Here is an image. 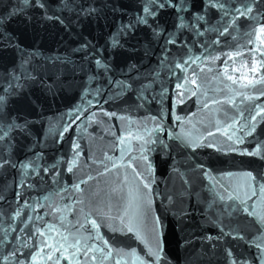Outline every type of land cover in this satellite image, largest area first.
I'll return each mask as SVG.
<instances>
[{
  "label": "water",
  "instance_id": "1",
  "mask_svg": "<svg viewBox=\"0 0 264 264\" xmlns=\"http://www.w3.org/2000/svg\"><path fill=\"white\" fill-rule=\"evenodd\" d=\"M48 2L52 6L49 14L55 11L57 15H60L68 25L67 29L56 20L43 18L40 9L29 8L26 15L31 17L30 20L26 19L25 14L22 13L13 17L3 28L4 32L14 38L12 45H19L20 50L15 46L4 47L0 43V87L6 86L5 81L9 78L10 70L20 74V62L34 52L39 53V55H32L27 65L28 70L37 77V80L22 79L24 89L18 97L9 99L6 108L7 112L18 117L19 122H23L25 118L31 121L30 135L14 132L16 139L10 153H0V155H10L13 161L19 163L33 157L35 153H43L42 166L56 165V168L50 170L48 174L43 171L40 175L29 172V175L23 179L33 187L22 189L17 187L22 179V170L11 167L0 169V195L4 197L0 201V213H2L0 241H3L0 244V259L8 256V264H12L13 259L23 260L25 264H28L31 254L36 251L31 249V245L46 237L34 236L28 242L29 247L22 248L23 255L13 258L10 253L19 247L16 242L18 235L34 233L35 227H41L47 232L45 222L56 224L59 231L61 217L66 218V225L69 226L70 231L74 232L75 229L71 228V224L76 220L86 223V214H90L91 218L102 225L100 232L104 239L108 240L114 254L117 250L123 249L127 252L135 250L141 256H145L148 245L153 240V227L156 226L155 219L158 217V227L163 241L162 259L159 264H229L226 254V249L229 248L235 256L251 259L256 250L249 248L243 241L225 237L222 241L209 242L203 238L207 235H220L219 226L215 223L218 218L222 221L225 231L238 229L248 239L259 235L258 230L261 226L257 224L255 218L239 209L247 207L249 211L257 215L264 214V198L259 188L257 187L256 194L252 195L243 175L246 172H252L258 180L264 178V159L260 156L241 155L239 151L229 150V146L249 152L254 151L258 145L264 144V123H259L251 136H244L246 129H243L237 131L232 140H228L227 137L233 134L234 128H226L224 125L238 113L230 105L211 103L214 99L222 100L226 92L217 90L223 85L212 80L213 73L206 70L199 73L197 84L204 85L203 90L207 92L208 107H203L205 98L198 99L197 96L176 104L173 92L176 77L170 76L171 67H163L160 64L162 41L153 40L150 30L143 26L137 29L134 36L121 38L123 48L109 49L108 38L116 30L117 23L127 22L139 12L142 6L141 0H79V3H93L102 9V14L95 20L77 18L69 11H57V4L53 3V0ZM200 2L201 0H197V6ZM113 3L123 5L125 14L121 16L104 7L105 4ZM18 4L19 0H0V15L7 17ZM157 19L167 31L174 30L173 10H161ZM208 19L210 24L215 25L220 20V14L212 9L209 11ZM249 23L250 21L244 18L238 21L241 33L248 30ZM215 35V33H206L205 37H200L199 40L211 41ZM85 37L92 40L97 47L105 49L103 55L110 58L112 67L108 75L113 80L123 79L122 73L127 71L131 64H136L141 73V78L134 82V87L145 82L143 78L149 73L159 72V80L152 85L149 96L157 95L161 87L167 88L168 94L164 98L163 105L159 99H155L143 107L136 108L132 93L117 96L118 89L108 84V77L101 70H97L94 64L81 60L79 54L72 52ZM178 40L187 41V47L168 46L171 49L167 61L170 66L173 61L182 57L186 58L188 55L193 57L201 54L209 55V52L200 47L197 38L191 32H181ZM235 43L236 41L228 37H221V44L213 46L210 52L212 55H220L223 51H228ZM241 43H243L242 40ZM148 49L150 51L146 55L145 51ZM66 55H70L77 65L83 66V69L75 71L74 74L70 65L49 62L47 59ZM200 63L201 61H197V64ZM229 63L231 64V61ZM222 64L223 59L217 61L215 67L219 68ZM192 67L195 68V65ZM175 71L184 75L179 73V69ZM89 76H96L97 79L89 80ZM41 78L43 84L40 83ZM225 83L230 82L225 81ZM44 84L49 85L50 88H45ZM97 87L101 89L99 95L93 94V89ZM188 87L194 86L188 85ZM85 90L89 93L86 97ZM88 101L92 103L89 104ZM254 104L264 105V96H259L253 101H245L243 104H240L237 98V105L243 109L244 118L239 120L235 128H240L250 115L255 114L254 110L249 111ZM78 106L81 107V119L72 124L70 130L64 132L62 139L58 141L63 126L71 123L69 114ZM162 108L165 125L171 129L173 135L191 133L192 137H203L208 131H212L214 135L201 139L200 143L211 142L214 147L197 146L193 149L185 142L168 139V133H165V142L169 148L165 153H161L157 147L156 151L148 154L154 168V172H149L145 162L140 159V153L136 147L135 137L140 134L137 124L148 122L152 116H159ZM224 110H228V117L224 116ZM103 111L116 113V117L124 116L128 119L120 120L113 117L109 120L103 115ZM92 113H96V116L89 121L86 117ZM175 115L189 117L190 122L181 124L174 120ZM129 119L133 123H129ZM256 119L259 121L261 117L257 116ZM218 120L220 121L219 130L216 125ZM148 127L151 128L152 124L148 123ZM129 131L130 136L127 134ZM239 136H244L243 143H233ZM120 137H124L125 145L130 143L132 146L130 152L125 148L123 160H120L119 148L124 145L114 147ZM74 143L80 144L79 151L82 155L77 158L78 163L73 171L68 172L66 167L77 151L73 147ZM218 148L223 151H218ZM261 151L264 152V147ZM105 155L120 161L124 166L101 175V172L105 171L104 164L111 167L113 163V161L104 160ZM102 160L104 164L100 163ZM52 171H58L59 175L53 177ZM135 172H139L140 176H136ZM89 176L93 179L88 180ZM81 180H86L87 183L81 184L82 191L77 192L73 185ZM143 182H150L151 185L152 191L147 196L143 195L148 192L143 188ZM137 188H139V194L129 215L137 214V208H139L134 225L144 236L145 243L126 229L122 231L123 225L120 224L119 219L109 220L102 216V213H108L113 217L123 215L128 203L129 191L132 190L136 194ZM17 191L21 193L19 197L16 195ZM245 191H248V196H244ZM57 192L61 195H56ZM228 192H232L233 195L239 193L247 200V204L240 206L238 201H228ZM220 196H224L225 200L221 201ZM49 197L50 199H46ZM149 199L150 205L147 203ZM17 200L20 201L19 204L16 203ZM78 200L82 202L78 203ZM24 201L37 207L36 211L30 208L23 209V215L33 217V221L28 228L24 229V233H20L25 221L23 218L12 220L11 217ZM109 204L112 205L111 209L108 207ZM226 206L230 215L225 211ZM231 206H234L235 210ZM58 208L61 211H56ZM36 216L42 219L36 220ZM127 221L128 217H125V223ZM109 224L111 227L104 226ZM10 226L16 231H9L5 239L3 229ZM87 227H91L90 224ZM82 234L88 235L87 232ZM48 236L59 240L56 232H49ZM8 240L13 242L8 243ZM89 243H96L103 247L101 241H89ZM212 244L216 247L213 248ZM48 251L49 249H45V253L38 257L42 264H51L45 259ZM96 255L98 259L95 264H99L100 254L96 253ZM105 264H114V262L107 260Z\"/></svg>",
  "mask_w": 264,
  "mask_h": 264
},
{
  "label": "snow or ice",
  "instance_id": "2",
  "mask_svg": "<svg viewBox=\"0 0 264 264\" xmlns=\"http://www.w3.org/2000/svg\"><path fill=\"white\" fill-rule=\"evenodd\" d=\"M53 3L57 4V11H69L75 14L77 18H92L95 20L98 16L102 14V9L96 7L93 3L82 4L79 0H53ZM140 11L137 12L132 18L128 19L127 22L120 21L117 23L116 30L108 38V48L116 49L123 48L124 44L121 43V38H127L134 36L137 29L141 26L150 30L153 40L157 42L162 41L161 46V59L160 64L163 67H171L172 71L169 73L170 76L176 77V83L173 88V92L176 97V104L183 103L185 99H190L192 96L204 97L203 107H208L207 102V92L204 89L203 83L197 84V78L199 73L205 72L213 73L212 80L216 81L219 85L223 87L218 88V91L226 92L225 97L221 99H214L211 101L213 104H227L236 109L238 115H233L230 118V122L225 123V127H233L234 132L232 135H228V140L233 139V135L237 131L246 129L244 136H251L258 127L259 123H264V105L254 104L252 109L249 111H255V114L250 115L244 125L240 128H235V125L239 123L240 119L244 118V111L240 109L237 105V98H239V103L243 104L245 101H253L258 99L259 96H264V0H201L199 6H197V0H141ZM51 4L48 0H19V4L15 6L7 15V17L0 15V43L4 47L15 46L20 50L19 45H12V40L14 39L9 33L4 32V25L9 22L13 17L19 16L22 13L25 14L26 19H31L30 16L26 15L27 9L36 8L41 10L43 18L47 20H56L60 24L68 28L65 24L64 19L60 15H57L55 11L49 14L51 9ZM104 7L108 8L112 13H118L121 16L125 14V8L123 5L105 4ZM216 10L220 14V20L217 24H210L208 19V14L210 10ZM161 10H173V15L175 16L174 30L167 31L165 26L160 23L157 17L160 15ZM244 18L250 21L248 24V30L241 33L239 30L238 21ZM191 32L194 37L197 38V42L200 47H202L206 52H209L208 56L198 55L191 56L188 55L186 58L182 57L179 60L173 61L170 66L167 61L169 59V52L171 49L168 47L172 46H184L187 47V41L178 40V36L181 32ZM206 33H215V37L211 40L200 41V37H205ZM221 37H228L232 41H236L235 45L230 47L228 51H223L220 55H212L210 49L213 46H219L221 44ZM241 40L243 43H241ZM5 41H7L5 43ZM227 43V41H225ZM191 52V49H188ZM105 49L102 47H97L92 40H84L72 50L73 53L79 54L80 59L83 61L90 62L95 65L97 70H101L102 73L108 77V84L113 85L118 91L117 96H121L127 93H132L135 97L136 108L143 107L147 103H151L152 100L159 99L161 105L165 96L168 94L167 88L161 87L157 95L149 96L150 89L152 85L159 80V72L149 73L143 79L145 82L140 83L134 87V82L141 78V73L136 64H131L128 66L127 71L123 72V79L113 80L108 74L112 71L111 64L108 57L103 55ZM135 51V49H132ZM150 49L145 51L148 54ZM32 55H39L38 52H34L27 56L24 60L20 62L21 73L17 74L15 70H10L8 73V79L5 81L6 86L0 87V153H10L16 137L13 135L14 132H19L24 135H30L29 125L31 121L28 119H23V122L18 121V117L12 115L6 111L7 104L10 98L18 97L22 90L24 89V84L21 80H37V77L32 74L27 68V65L32 59ZM49 62H58L63 65H70L75 71L82 70V65H77L76 61L72 59L70 55L66 56H54L47 58ZM223 59V64L217 68L215 67L216 62ZM197 61H201L197 64ZM231 61V64L229 63ZM195 65V68L192 67ZM231 68V71L229 69ZM179 69L178 74L175 70ZM239 73V75H237ZM131 74V75H129ZM89 80H96V76H89ZM228 81L230 83H225ZM40 83H44L43 79H40ZM188 85H193L194 87H188ZM258 86H261L258 88ZM45 88H50L49 85L44 84ZM101 89L97 87L93 89V94L99 95ZM88 91L85 90V97L88 95ZM107 102V101H105ZM91 104V101H88ZM86 111V109H84ZM81 107H77L69 114L70 124L63 126L60 133L59 139H62L63 133L70 130L72 124L76 123L77 120L81 119ZM103 115L107 116L109 120L116 117V113H110L103 111ZM194 115V114H193ZM96 116V113H92L90 116L86 117L89 121ZM224 116L228 117V110H224ZM260 116L261 119L257 121L256 117ZM75 117V119H72ZM120 120H126L128 118L124 116L116 117ZM174 120L177 122L185 123L190 122L189 117H181L180 115H175ZM129 123H133L130 119ZM148 123L152 124V127H148ZM217 130L220 128V121L216 122ZM137 129L140 132L139 135L135 137L136 147L140 153V159H142L147 165L149 172H154L153 165L149 159V153L156 151L158 147L161 153H165L169 148V145L165 142L164 134L168 133V139L182 141L187 143V145L193 149L197 146L203 147H214L213 143L208 144L200 143L201 139H207L208 136H213L212 131H208L206 136L192 137L191 133H183L173 135L171 129L166 127L165 118L163 115V108L161 109V114L159 116H152L149 118L148 122H139L137 124ZM129 136L131 132L127 133ZM244 136H239L233 143L240 144L243 143ZM39 143V141H37ZM117 145H124L120 147L121 152L120 160H123L125 148L130 152L132 150L131 144L125 145L124 137L118 138ZM156 146V147H153ZM74 149L77 151L73 155L71 161L66 167V171L72 172L74 167L77 166V158L82 155L79 151L80 144L74 143ZM264 144L258 145L254 151L240 150L236 148H231V151H239L241 155H251L260 156L264 159V152L261 148ZM218 151H223V149L218 148ZM43 159V153H35L33 157L28 158L26 161L15 162L10 158V155H0V169L5 167L18 168L22 170L21 182L17 185L18 189L24 187H33V185L27 183L24 177L29 175V172L40 175L43 171L48 174L50 170L56 168L53 164L49 166H42L41 161ZM135 159V158H134ZM104 160L113 161L111 167L108 164H104V161H100L104 164L105 171L101 172V175H106L109 171H113L117 167H123L124 165L120 161L113 160V157L105 155ZM96 163V161H93ZM135 171V169H134ZM136 176H140L139 172H135ZM207 174V173H206ZM53 177L58 176V171H52ZM247 183V188L251 190L252 195L256 194V188L258 187L262 198H264V178L258 180L257 176L253 175L252 172H246L243 174ZM93 179L89 176L88 180ZM214 179V178H213ZM125 182L126 178H125ZM154 182V181H152ZM87 183L86 180H81L79 183L74 184L73 188L80 192L81 184ZM143 188L147 189L148 192L144 193L147 196L151 193L150 182H143ZM67 191V189H65ZM136 194L132 190L128 193V203L124 209L123 215L113 217L108 213H102V216L106 219H119L120 224L123 225L122 231L126 229L127 232L133 233L137 239L142 243H145V238L141 234L138 227L134 225V221L137 219L139 214V208H137V214L129 215L130 210L137 200V194H139V188L136 190ZM227 192V188H225ZM17 197L21 195L20 191L16 193ZM56 195H61L57 192ZM244 196H248V191L244 192ZM4 197L0 195V201ZM46 199H50L46 198ZM221 201L225 200L224 196H220ZM228 201H238L240 206L246 205L247 200L242 198L239 193L233 195L232 192H228ZM81 203L82 201H77ZM17 204L20 203L19 200L16 201ZM150 205L151 200H147ZM215 203V201H213ZM36 205L29 204L24 201L20 208H17L11 217L12 220H20L23 218L25 221L23 227L20 229V233H24V229L28 228L29 224L32 223L33 217L24 216L23 209L30 208L36 211ZM109 209L112 205H108ZM235 210L234 206H231ZM242 212H246L248 216L254 217L257 224L261 227L259 228V235L248 239L245 235L241 234L238 229H230L225 231L222 221L218 218L215 222L219 226L220 235L212 236L207 235L203 239L211 242L213 240L222 241L225 237H231L233 240L243 241L249 248H254L256 251L253 257H237L234 255L233 251L229 248L226 249V254L229 258V264H264V214L257 215L253 211H249L247 207H240ZM56 211H61V209H56ZM83 211V209H81ZM225 211L228 212V207L226 206ZM230 215L231 213L228 212ZM48 215V213H45ZM2 216V213H0ZM125 217H128L127 223H125ZM36 220L42 219L40 216L35 217ZM66 218H60L59 227L61 230H57L58 226L51 222H45L47 224V232L41 227H35L34 233L22 234L16 237V242L19 247H16L11 253V257L15 258L18 255H23L22 248L29 247V241L33 239L34 236L46 237L44 240H40L35 244L31 245V249H35L31 254V258L28 259V264H42L38 257L45 253V249H49L45 259L50 261L51 264H95L98 257L96 253L100 254L99 264H105L107 260H113L114 264H159L162 259L163 253V241L162 233L160 231L159 218L155 219V225L153 227V240L151 244L148 245L147 253L145 256H141L135 250L131 252L119 249L116 253H113V249L107 239H104L100 232L102 225L97 222L96 219L91 218L90 214L85 215V222L81 223L76 220L71 224V228L75 231H70L69 226L65 223ZM91 227H87L89 225ZM111 227V225H104ZM115 230V229H114ZM9 231L15 232L14 227H9L3 229L5 233V239H7V233ZM49 232H56L59 236V240H55L54 237L48 236ZM83 232H87L88 235H83ZM53 241V242H49ZM89 241H101L103 247L96 243H89ZM13 241L8 240V243ZM3 241H0L2 244ZM213 248L216 247L215 244L211 245ZM58 254V255H57ZM9 257L4 256L0 259V264H8ZM12 264H25V261L19 259H13Z\"/></svg>",
  "mask_w": 264,
  "mask_h": 264
}]
</instances>
